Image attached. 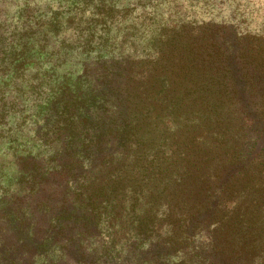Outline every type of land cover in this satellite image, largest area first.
<instances>
[{
    "label": "trees",
    "instance_id": "16d2710c",
    "mask_svg": "<svg viewBox=\"0 0 264 264\" xmlns=\"http://www.w3.org/2000/svg\"><path fill=\"white\" fill-rule=\"evenodd\" d=\"M3 1L0 264H264V15Z\"/></svg>",
    "mask_w": 264,
    "mask_h": 264
},
{
    "label": "rangeland",
    "instance_id": "374dc122",
    "mask_svg": "<svg viewBox=\"0 0 264 264\" xmlns=\"http://www.w3.org/2000/svg\"><path fill=\"white\" fill-rule=\"evenodd\" d=\"M129 2H132L133 0H128ZM0 2L4 3L5 1L0 0ZM34 4L41 7V9L46 8L50 2V0H33ZM208 7H205L206 4H204L203 0H180V3L185 8H191L195 9V6L198 5L197 10L198 12H201V14L205 15V19H209V17L214 16L218 20L225 19L228 23H235L234 19H232V15L235 13H240V15L243 12H247V9L245 6H250V9H256L254 10V14L257 20L261 21V17H259L260 14L264 15V0H206ZM54 8H56V3L53 4ZM166 8V3L162 2L161 7ZM11 7H9L10 9ZM253 8V9H252ZM15 10H18L17 8ZM203 10V11H202ZM205 10V11H204ZM105 12V8L102 10ZM140 7H138L135 10L134 15L139 14ZM258 15V16H257ZM119 16L116 15L113 19V22L111 23V20H105V30L107 31L109 36L117 35V38H108V36H104L100 40L95 39V41H99L100 46H107L109 47L112 44V41H118L123 36V28H124V22L119 20ZM133 17V16H132ZM246 17V14L242 16ZM201 19V18H200ZM107 21V22H106ZM200 21V20H199ZM254 23V22H253ZM97 24V29H99L102 26V23L99 21L98 23H95L94 26ZM91 27V26H90ZM258 32L257 29H254ZM99 33V32H98ZM95 44V42H94ZM77 47L79 48V45L77 44ZM92 56H95V53L92 54ZM81 65V62L77 63V66ZM81 71V70H80Z\"/></svg>",
    "mask_w": 264,
    "mask_h": 264
}]
</instances>
